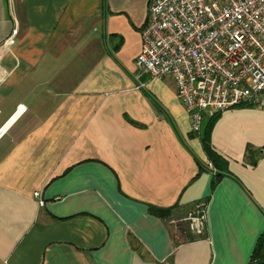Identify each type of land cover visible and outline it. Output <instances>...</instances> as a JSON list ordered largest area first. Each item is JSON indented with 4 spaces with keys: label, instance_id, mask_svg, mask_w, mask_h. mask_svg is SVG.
<instances>
[{
    "label": "crops",
    "instance_id": "crops-1",
    "mask_svg": "<svg viewBox=\"0 0 264 264\" xmlns=\"http://www.w3.org/2000/svg\"><path fill=\"white\" fill-rule=\"evenodd\" d=\"M151 1L0 0V264H249L264 94L221 113L214 165L175 82L136 65ZM201 202L206 236L173 234Z\"/></svg>",
    "mask_w": 264,
    "mask_h": 264
},
{
    "label": "built area",
    "instance_id": "built-area-1",
    "mask_svg": "<svg viewBox=\"0 0 264 264\" xmlns=\"http://www.w3.org/2000/svg\"><path fill=\"white\" fill-rule=\"evenodd\" d=\"M136 65L157 79L171 78L200 133L204 118L242 105L259 104L264 94V0H152L142 30ZM40 207V193H35ZM207 202L178 210L166 219L173 234L185 227L206 236Z\"/></svg>",
    "mask_w": 264,
    "mask_h": 264
},
{
    "label": "trees",
    "instance_id": "trees-1",
    "mask_svg": "<svg viewBox=\"0 0 264 264\" xmlns=\"http://www.w3.org/2000/svg\"><path fill=\"white\" fill-rule=\"evenodd\" d=\"M221 116V113L219 114H216L212 117L210 116H207L205 118V121L203 123V134H202V141H203V144H204V147L206 149V152L210 158V160L212 161V163L214 165H217L218 161H221L220 157H218L211 149L210 147V133L214 127V125L216 124V122L218 121V119L220 118ZM248 152L251 151V147H248L247 149ZM224 169V168H222ZM226 174H228L229 176H231L233 179H235L236 181L237 178L234 177L233 175H231L229 172H225ZM221 176L222 175H217L216 178H215V181L213 183V186L212 188H215L216 184L220 181L221 179ZM239 183V182H238ZM150 212L154 215H158V216H165L167 214L162 212V211H159V210H155L153 208H150ZM264 261V233L262 234V236L259 238L257 244H256V247L254 249V252L252 254V257L250 259V262L249 264H256V263H259V262H262Z\"/></svg>",
    "mask_w": 264,
    "mask_h": 264
},
{
    "label": "rangeland",
    "instance_id": "rangeland-1",
    "mask_svg": "<svg viewBox=\"0 0 264 264\" xmlns=\"http://www.w3.org/2000/svg\"><path fill=\"white\" fill-rule=\"evenodd\" d=\"M6 52H7V50L4 49L1 55L4 56V57H6L7 56L6 55ZM0 60H1V58H0Z\"/></svg>",
    "mask_w": 264,
    "mask_h": 264
},
{
    "label": "water",
    "instance_id": "water-1",
    "mask_svg": "<svg viewBox=\"0 0 264 264\" xmlns=\"http://www.w3.org/2000/svg\"><path fill=\"white\" fill-rule=\"evenodd\" d=\"M256 264H264V261H262V262H259V263H256Z\"/></svg>",
    "mask_w": 264,
    "mask_h": 264
},
{
    "label": "bare ground",
    "instance_id": "bare-ground-1",
    "mask_svg": "<svg viewBox=\"0 0 264 264\" xmlns=\"http://www.w3.org/2000/svg\"><path fill=\"white\" fill-rule=\"evenodd\" d=\"M5 61H6V60H5ZM7 62H9V61L7 60L6 63H7ZM1 70H2V69H0V72H2ZM4 70H5V69H4Z\"/></svg>",
    "mask_w": 264,
    "mask_h": 264
}]
</instances>
